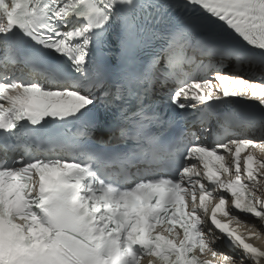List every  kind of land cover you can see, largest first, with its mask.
I'll return each mask as SVG.
<instances>
[{
	"label": "snow or ice",
	"instance_id": "6c2138e0",
	"mask_svg": "<svg viewBox=\"0 0 264 264\" xmlns=\"http://www.w3.org/2000/svg\"><path fill=\"white\" fill-rule=\"evenodd\" d=\"M257 64L264 0H0V264H264V75L242 70ZM126 95L132 143L109 151ZM242 99L261 116L233 108L213 132Z\"/></svg>",
	"mask_w": 264,
	"mask_h": 264
},
{
	"label": "bare ground",
	"instance_id": "6f19581e",
	"mask_svg": "<svg viewBox=\"0 0 264 264\" xmlns=\"http://www.w3.org/2000/svg\"><path fill=\"white\" fill-rule=\"evenodd\" d=\"M251 242H253L254 244L264 243V241H262V242H256L255 240L254 241L252 240Z\"/></svg>",
	"mask_w": 264,
	"mask_h": 264
},
{
	"label": "rangeland",
	"instance_id": "374dc122",
	"mask_svg": "<svg viewBox=\"0 0 264 264\" xmlns=\"http://www.w3.org/2000/svg\"><path fill=\"white\" fill-rule=\"evenodd\" d=\"M255 241H257V240H255ZM258 242H262V241H258Z\"/></svg>",
	"mask_w": 264,
	"mask_h": 264
}]
</instances>
